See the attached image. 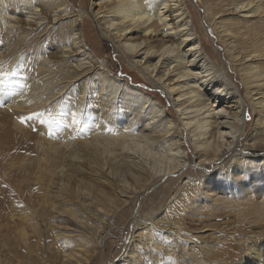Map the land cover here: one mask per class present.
<instances>
[{"label":"rangeland","instance_id":"obj_1","mask_svg":"<svg viewBox=\"0 0 264 264\" xmlns=\"http://www.w3.org/2000/svg\"><path fill=\"white\" fill-rule=\"evenodd\" d=\"M184 2L214 54L213 63L222 69L224 45L211 31V3ZM110 6L101 0H0V264H77L67 257H78L77 251L85 264H240L251 248L264 246V145L250 150L222 184L217 176L189 190L183 188L186 179L125 182L133 169L122 161L123 177L115 176L113 144L104 138L96 142L93 132L107 117L92 96L83 102L79 92H90L105 76L136 87L148 81L137 70L131 74L127 59L102 35L95 14ZM35 8L40 18L29 22L27 13ZM4 21L16 27L7 30ZM75 33H82L85 50L99 68L80 78L72 71L68 78L76 61L67 52ZM40 69L58 72V82L66 86L48 102L60 87L47 91ZM32 85L36 91L29 94ZM145 91L160 98L158 91ZM23 95L29 102L15 108L10 101ZM166 108L175 112L170 100ZM28 116L32 120L22 122ZM249 121L251 135L255 116ZM255 135L262 138L261 132ZM248 143L244 138L240 150ZM244 164L246 169L239 170ZM188 177L200 180L194 173ZM110 222L128 230L125 242L103 246L100 237ZM130 245L134 259L127 253Z\"/></svg>","mask_w":264,"mask_h":264},{"label":"bare ground","instance_id":"obj_2","mask_svg":"<svg viewBox=\"0 0 264 264\" xmlns=\"http://www.w3.org/2000/svg\"><path fill=\"white\" fill-rule=\"evenodd\" d=\"M101 1L111 3L109 8L95 14L102 35L127 59L131 74L137 70L148 81L136 87L105 76L90 92L87 88L79 92L83 102L92 96L97 108L107 117V122L96 124L93 132L96 142L104 138L113 144L115 176L123 177V162L133 169L122 178L125 182L128 179L136 184L143 181L153 184L169 178L173 182L186 179L183 188L189 190L202 179L217 176L222 184L231 168L252 154L250 150L264 145V0H207L214 18L210 20L211 31L220 36L224 45L222 69L213 63L214 54L196 31L184 0ZM38 12L35 8L30 15L27 13L29 22L40 18ZM9 21L4 22L7 30L12 31L16 26ZM67 52L76 60L67 72L68 78H72V71H78L76 77L80 78L99 68L85 50L82 33L76 34L73 48ZM227 62L233 64L237 78ZM39 75L47 91L60 87L46 102L66 88L58 82V72L46 74L40 69ZM3 80L0 78V96ZM35 85L29 88V94L36 91ZM144 89L158 91L161 99ZM162 95L166 98L162 99ZM39 98L32 100L37 102ZM15 100L16 96L10 101L12 105L21 108L30 96ZM168 100L175 112L166 108ZM254 116L256 121L250 135L248 117ZM20 122L15 119V123ZM255 132H261L262 138L255 140ZM244 138L251 144L244 145L241 151ZM238 167L242 171L246 169L245 164ZM190 173L198 175L200 180L193 183L188 177ZM135 223L139 224L136 218ZM165 232L171 236L172 231ZM130 246L127 253L134 259ZM77 254L78 257L76 253L67 257L85 264L78 251ZM260 258L264 261L263 245L251 248L241 257L240 264H257Z\"/></svg>","mask_w":264,"mask_h":264},{"label":"built area","instance_id":"obj_3","mask_svg":"<svg viewBox=\"0 0 264 264\" xmlns=\"http://www.w3.org/2000/svg\"><path fill=\"white\" fill-rule=\"evenodd\" d=\"M110 237L114 239H110ZM128 237V230L124 227H116L113 222H110V225L108 229L106 230V233L101 236V242L103 246H107L109 243H121L125 242Z\"/></svg>","mask_w":264,"mask_h":264},{"label":"snow or ice","instance_id":"obj_4","mask_svg":"<svg viewBox=\"0 0 264 264\" xmlns=\"http://www.w3.org/2000/svg\"><path fill=\"white\" fill-rule=\"evenodd\" d=\"M0 106H2V105H0ZM250 118H251V117H248V119H250ZM24 120L31 121V120H32V117H31V116L24 117V118L22 119V122H24Z\"/></svg>","mask_w":264,"mask_h":264},{"label":"clouds","instance_id":"obj_5","mask_svg":"<svg viewBox=\"0 0 264 264\" xmlns=\"http://www.w3.org/2000/svg\"><path fill=\"white\" fill-rule=\"evenodd\" d=\"M249 199H251V198H249Z\"/></svg>","mask_w":264,"mask_h":264}]
</instances>
